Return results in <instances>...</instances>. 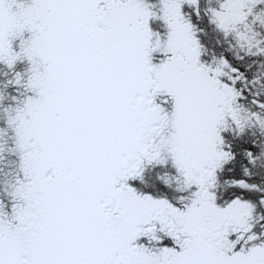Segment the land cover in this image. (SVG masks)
<instances>
[{"label": "snow or ice", "instance_id": "1", "mask_svg": "<svg viewBox=\"0 0 264 264\" xmlns=\"http://www.w3.org/2000/svg\"><path fill=\"white\" fill-rule=\"evenodd\" d=\"M0 264H264V0H0Z\"/></svg>", "mask_w": 264, "mask_h": 264}]
</instances>
